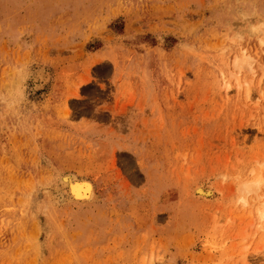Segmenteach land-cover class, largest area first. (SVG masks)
I'll list each match as a JSON object with an SVG mask.
<instances>
[{
    "label": "rangeland",
    "instance_id": "obj_1",
    "mask_svg": "<svg viewBox=\"0 0 264 264\" xmlns=\"http://www.w3.org/2000/svg\"><path fill=\"white\" fill-rule=\"evenodd\" d=\"M258 176L264 0H0V264H264Z\"/></svg>",
    "mask_w": 264,
    "mask_h": 264
},
{
    "label": "bare ground",
    "instance_id": "obj_2",
    "mask_svg": "<svg viewBox=\"0 0 264 264\" xmlns=\"http://www.w3.org/2000/svg\"><path fill=\"white\" fill-rule=\"evenodd\" d=\"M263 164H261V167H263L262 166ZM253 170V169H252ZM263 171V170H262ZM262 176V175H261ZM261 176H258V177H255V179L253 180V178H252V182L249 184V183H246V186H244V188H245V190L247 191V193H249V192H252V191H254V190H258L259 188H261V186L264 184V178L263 177H261ZM75 191H77V192H80V191H83L84 190V187H83V185H81V184H78V185H76L75 186ZM214 190V189H213ZM216 190V189H215ZM261 192V191H260ZM193 193H194V196H196L197 198H199V199H201V197L203 198V201H210L212 198H213V191H212V188L210 189V187L208 188V187H205L204 185H201V186H197L195 189H194V191H193ZM216 193V192H215ZM260 194H263V193H260ZM252 195V194H251ZM256 195V194H255ZM242 197V196H241ZM243 198V202L244 203H248V199L246 198V197H242ZM69 199H72V198H69ZM241 199V198H240ZM251 199H252V197H251ZM257 200V199H256ZM242 201V200H241ZM262 201H264L263 199H262ZM242 202V203H243ZM264 202H262V204H263ZM261 204V205H262ZM260 205V206H261ZM248 206H250V205H248ZM256 210H258L257 209V206H256ZM256 212V211H255ZM249 213V212H248ZM259 214H260V218H261V222H260V226H259V228H260V231H261V229H262V232H264L263 230H264V205L261 207V209L259 208ZM259 214H258V216H259ZM259 218V219H260ZM248 221V220H247ZM248 223V222H247ZM250 224V223H249ZM258 226V225H257ZM256 226V227H257ZM240 229V228H239ZM250 230V229H249ZM245 231V230H244ZM243 232V231H242ZM258 232H259V230H258ZM260 234V233H259ZM262 235H264V233L262 234ZM245 237V236H244ZM250 237V236H249ZM259 237V236H258ZM260 237H261V234H260ZM252 240V239H251ZM243 241V240H242ZM261 241V240H260ZM263 241H264V238H263ZM263 241H262V243H263ZM250 242V241H249ZM256 242V241H255ZM254 242V243H255ZM234 243V242H233ZM233 243H232V245H233ZM257 243V242H256ZM235 244V243H234ZM247 245L248 244H245V248H247ZM250 245V244H249ZM234 246V245H233ZM241 246V245H240ZM244 246V245H243ZM242 246V247H243ZM190 247V250L191 251H195V249H196V247H197V245L195 244V243H193L192 242V244L189 246ZM249 247V246H248ZM260 247V248H259ZM258 248L259 249H261V246H259ZM241 247H239V249H240ZM254 248V247H253ZM257 248V249H258ZM257 249H255V251L257 250ZM233 250V249H232ZM235 250V249H234ZM253 250V249H252ZM243 251V248H241V252ZM254 251V252H255ZM259 251V250H258ZM257 251V252H258ZM232 253V252H231ZM228 254V253H227ZM201 255V254H200ZM199 255V256H200ZM211 255V254H210ZM229 255H231V254H229ZM244 255H246V254H244ZM193 257V256H192ZM198 257V256H197ZM210 257V256H209ZM229 257V256H228ZM194 258V257H193ZM200 258V257H199ZM207 258V257H206ZM223 259V258H222ZM206 260V259H205ZM243 260H244V262L245 263H243V264H248V262H247V260H246V258H243ZM222 261V260H221ZM225 261H226V259H225ZM228 261V260H227ZM205 262V261H204ZM232 262V261H231ZM247 262V263H246ZM150 263H152V262H150ZM256 263V262H255ZM262 263V262H261ZM231 264V263H230ZM249 264H250V262H249ZM259 264V263H258Z\"/></svg>",
    "mask_w": 264,
    "mask_h": 264
}]
</instances>
